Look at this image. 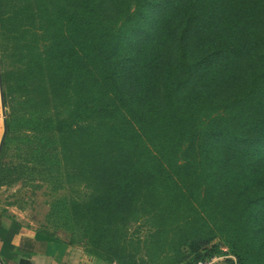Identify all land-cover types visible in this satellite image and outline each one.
Instances as JSON below:
<instances>
[{
  "label": "trees",
  "instance_id": "trees-1",
  "mask_svg": "<svg viewBox=\"0 0 264 264\" xmlns=\"http://www.w3.org/2000/svg\"><path fill=\"white\" fill-rule=\"evenodd\" d=\"M131 1L113 26L92 0H0V52L12 35L23 66L1 74L23 100L0 159L15 131L47 140L96 245L117 240L91 253L106 262L192 264L225 231L264 264V0Z\"/></svg>",
  "mask_w": 264,
  "mask_h": 264
},
{
  "label": "rangeland",
  "instance_id": "rangeland-1",
  "mask_svg": "<svg viewBox=\"0 0 264 264\" xmlns=\"http://www.w3.org/2000/svg\"><path fill=\"white\" fill-rule=\"evenodd\" d=\"M92 3L100 17L113 26L121 25L125 13H131L134 10L131 0H92ZM145 40L147 38H134L132 42ZM37 43V48L27 49L29 57L36 55V57L52 58L59 49V40L54 41L53 44L48 40V44L44 43L46 45L44 48L43 42L38 41ZM17 44L19 42L10 35L5 38L4 50L2 53L0 52V157L6 138L3 125L4 122L6 125V117L11 112L18 114L22 108L19 105L22 98L14 100L8 98L5 103L4 97H1L3 70L16 71L22 66L16 51ZM21 44L22 41L20 46ZM52 64L49 63L51 66ZM10 139V143L5 149L4 158L0 159L2 164L0 169L6 170L3 175L4 179L0 182L1 209L13 214V217L28 229L31 228L42 235L63 238L71 245L86 252L108 258L109 252L116 247L117 240L109 237L103 241V244L96 245L98 239L93 234L95 229H91L89 223L81 219V214L71 204L76 190L65 183L62 168H59L58 165L45 163V160L50 159L51 161L55 154L52 149L42 148L45 144L48 145V141L41 140L39 135L22 131H15L10 135ZM206 202L201 200L200 204ZM227 213L233 217L235 210H228ZM208 222L212 221L208 220ZM209 226L211 227L210 224ZM120 230L122 233L127 232L129 238L135 239L134 233L137 230V225ZM141 236L144 237L145 234H141ZM230 243L231 239L225 234V231L223 233L215 232L207 244V248L212 249L215 246L229 249ZM188 251L187 248L184 249L186 254Z\"/></svg>",
  "mask_w": 264,
  "mask_h": 264
},
{
  "label": "crops",
  "instance_id": "crops-1",
  "mask_svg": "<svg viewBox=\"0 0 264 264\" xmlns=\"http://www.w3.org/2000/svg\"><path fill=\"white\" fill-rule=\"evenodd\" d=\"M0 264H108L63 238L27 228L0 207Z\"/></svg>",
  "mask_w": 264,
  "mask_h": 264
},
{
  "label": "built area",
  "instance_id": "built-area-1",
  "mask_svg": "<svg viewBox=\"0 0 264 264\" xmlns=\"http://www.w3.org/2000/svg\"><path fill=\"white\" fill-rule=\"evenodd\" d=\"M218 250V252L209 253L207 256L192 264H239L236 256L227 247H219ZM108 264L123 263L112 261Z\"/></svg>",
  "mask_w": 264,
  "mask_h": 264
},
{
  "label": "water",
  "instance_id": "water-1",
  "mask_svg": "<svg viewBox=\"0 0 264 264\" xmlns=\"http://www.w3.org/2000/svg\"><path fill=\"white\" fill-rule=\"evenodd\" d=\"M1 97L3 98V91H2V93H1ZM4 129H5V131H4V134H5V132H6V125H5V122H4ZM3 139H4V137L2 138V141H3ZM2 143V142H1Z\"/></svg>",
  "mask_w": 264,
  "mask_h": 264
}]
</instances>
